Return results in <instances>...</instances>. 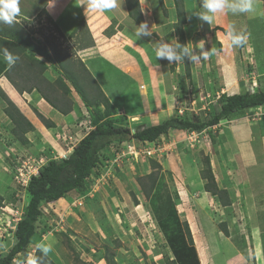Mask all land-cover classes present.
<instances>
[{
    "label": "rangeland",
    "instance_id": "rangeland-1",
    "mask_svg": "<svg viewBox=\"0 0 264 264\" xmlns=\"http://www.w3.org/2000/svg\"><path fill=\"white\" fill-rule=\"evenodd\" d=\"M181 1L184 15L189 9L200 10V0ZM71 2L59 0L51 9L38 11L29 19H16L15 23L22 28L18 27L20 36L48 53L49 59L32 56L45 65L43 71L37 70L49 86L57 88V79L64 80L62 64L72 66L74 72L82 73L85 69L116 108L117 115L129 112L122 125L130 129L158 124L171 116L207 120L217 112L222 93L264 91V0H254L255 11L251 14L218 15L211 24L198 18L186 23L184 17V24L178 26L184 44L204 41V49H215L216 54L196 64L188 59L173 64L158 59L163 69L160 87L165 90L168 103L164 101L163 112L147 118L140 116L143 111L139 98H143V90L138 92L132 79L101 56L105 41L124 28L125 23L115 19V9L106 12L110 15L107 18L106 14L91 13L79 6L80 0L75 1L80 8L76 13L74 1ZM123 3L127 11L125 0ZM138 3L142 15L140 0ZM148 3L152 10L154 7V11L163 12L164 21L170 24L171 40L180 43L174 30L178 23L176 1ZM127 20L136 26L129 17ZM229 24L246 34L244 46H228L225 37ZM31 54L27 51L24 56L20 52L19 60L28 62L26 57ZM5 84L12 87L10 95L2 88ZM13 89L18 94L16 98ZM4 97L31 124L30 131L19 133L25 140L23 144L11 132L14 124L4 113ZM67 97L72 101L71 112L59 120L55 117L60 116L59 112L53 107L54 117L45 112L43 102V108L37 107L39 96L19 93L6 77L0 79V196L4 198L0 208V255L14 244L15 225L28 202L26 187L18 182L19 173H25L28 183L46 161L66 156L67 150L92 128L90 111L75 91L71 90ZM39 117L49 120L53 127L46 128ZM206 156L216 185L226 190L228 207H221L216 196L204 193L206 180L202 173ZM252 161L254 168L262 172L258 179L264 182V106L236 113L203 132L170 131L151 144L132 140L120 145L118 151L111 147L87 180L84 191L71 192L64 199L41 207L28 254L17 256L12 264H26L30 255L41 256L35 244L45 238L54 240L53 251L47 256L49 264H166V259H174L176 249L189 245L184 226L189 229L192 246L201 244L198 248L205 264L212 263L211 254L204 257L202 252H210L212 247L217 251L218 244L222 246L218 238L239 248L244 256H248V250L241 247L253 249V254H249L251 260H241V264H264V188L249 181L251 176L247 174L252 169L248 165ZM149 174L156 180L154 190L146 196L139 181L147 185ZM248 186L259 194L250 196ZM175 225L181 235L171 248L169 237ZM225 229L226 235L222 232ZM197 252L195 249L196 258L192 259L200 264ZM258 255L261 263L257 262ZM221 260L220 256L214 258L216 263Z\"/></svg>",
    "mask_w": 264,
    "mask_h": 264
},
{
    "label": "trees",
    "instance_id": "trees-1",
    "mask_svg": "<svg viewBox=\"0 0 264 264\" xmlns=\"http://www.w3.org/2000/svg\"><path fill=\"white\" fill-rule=\"evenodd\" d=\"M175 1L178 23L175 25L174 30L180 40V44L185 45L183 33L179 29L180 25L184 24L182 1ZM125 3L128 17L136 26H139L143 22V19L138 0H125ZM16 35V43L14 44L18 47L16 55L20 57L19 53L21 52L22 55L27 56V51L32 52L30 57H26L29 58L28 62L18 60L4 72V76L14 86L17 92L36 94L37 97L39 96L40 99L46 101V103L59 113L67 115L71 112L72 108V101L67 96L73 90L83 102L86 110L90 111L92 128L74 145L71 153L66 158L49 159L40 167L37 175L29 179L25 188L28 195V202L13 232L15 242L7 253L0 255V264H12L17 256H26L28 254V246L36 232V223H38L41 217V207L45 204L64 199L71 192L84 191L87 180L95 173L100 163L103 162L109 148L114 147L118 151L120 145L132 140L151 144L170 131L203 132L207 128L216 127L221 121L230 118V116L236 113L264 106V91H245L230 95L222 93L217 102L218 110L210 119L193 121L178 116H171L158 124L143 128L138 127L136 130L130 129L122 125L123 122L127 121V117L130 116L128 114L129 112L126 111L122 115H117L116 108L106 98L93 77L85 69L82 70V73L74 72L72 66L71 68L67 64H62L61 72L64 75V80L62 77L57 79L55 84L57 88L54 85L49 86L37 70L40 69V71H43L45 65L32 56L36 54L49 59L48 53L39 46L30 43L28 40H24L18 32H16ZM55 54L56 60L61 64L58 53ZM184 62H187V58L184 59ZM37 76H39V79ZM36 78L41 83L36 82ZM43 83L47 85L45 86ZM4 100L6 101L4 113L10 122L14 124L11 132L23 144L25 140L23 137H20L21 135L19 133L23 135L30 131L32 129L31 124L10 100L6 99V97H4ZM39 118L46 128L53 127V124L49 120L43 117ZM204 164L205 169L203 170L204 173H202V179L206 180L203 188L204 191L216 196L221 207H228L230 204L225 193L226 190L219 189L216 185L208 156L205 157ZM146 178H149V183L146 185L139 181V185L144 191V194L149 196L151 191L154 190L156 178L152 174L146 175ZM3 203L4 198L0 196V208H3ZM178 229V225H175L171 231L173 233L172 236L171 232L169 233L171 236L169 237L171 248H173L177 238L181 235ZM184 230L187 234L189 245L185 248L184 245L183 248L177 247L178 249L175 250L174 259H166V264H198L192 259V257L196 258V255L194 254L189 229L187 226H184ZM222 232L225 235L227 234L226 229L222 230ZM42 258L41 264H49L50 260L47 257Z\"/></svg>",
    "mask_w": 264,
    "mask_h": 264
},
{
    "label": "crops",
    "instance_id": "crops-1",
    "mask_svg": "<svg viewBox=\"0 0 264 264\" xmlns=\"http://www.w3.org/2000/svg\"><path fill=\"white\" fill-rule=\"evenodd\" d=\"M33 1H36V2L32 3ZM71 1H72L71 3H73L74 1L73 6H75V12L78 13V11L80 10L78 6V2H75L76 0H71ZM57 3H59V0H49V2L47 0H20L21 13L17 17V19L19 18L29 19V17H32L33 15H35V13L37 15L38 11L42 12V10L45 11V9L49 10L52 8L53 4H57ZM164 3L166 5V2ZM140 6L142 9L143 21L147 22L149 27H151V30L153 33L152 36L151 37H141L140 39H136L134 35L136 27L134 25L132 26L131 23L128 22L127 20L128 14L126 11V7L123 3V0H120V6L115 9V12H114L115 16L114 15L113 16L118 21L122 20V22H124L126 26H124V28L120 30H116V32H114L112 36L108 38V40L104 39L107 41H105L106 42L105 50L102 52L101 56L104 57V59L107 57L106 58L108 60L107 62L115 66L116 67L115 70L119 68L121 72L125 74V76L127 75L128 78L132 79L134 83L136 84V87L138 88V92H139V89H141V91L143 90V93H144L143 98L140 99L138 97L141 103L140 108L143 111V113L140 116H142L143 118H147L152 113L156 112L155 116H157L158 114L157 112H163L161 110L163 109L164 101L166 102V104L168 103L167 97H165L163 93V91L165 92V90L162 87H160L162 83V78H161L162 73L160 72V70H163V69H162V66L159 67L160 62L158 61V59H155L154 49L156 47L157 42L164 41V39L167 40V38L168 40H171V37L169 35V29L171 28L169 27L170 24L164 21L163 12L158 11V10L154 11V7L152 10L148 3V0H140ZM184 9L186 11L188 10L186 3H184ZM189 10L184 15L186 19V23H190L189 20H194L196 22L197 17L192 15V12H189ZM176 12H177V9H176ZM103 14H106V13H103ZM169 14L170 13L168 12V15ZM105 17L110 18V15L106 14ZM173 24H175V22ZM117 25L118 23H116V26ZM18 27L20 29V26L17 25L16 23H14L11 26L0 23V49L6 48L13 54L14 52H16L15 45H14L16 43V36H17L16 32H18V34H21V31L19 33ZM20 30H22V28ZM86 52H91V51L86 50ZM8 68L10 67L4 62L2 54H0V79L5 77L4 72ZM109 68L111 67L109 66ZM2 88L3 90H6L8 94L10 95L9 91L10 89H12V87L10 86L8 87V85L5 84L3 85ZM13 91L15 92L14 89ZM14 95H15V98L18 96V94L16 95V92L14 93ZM10 99L13 100L12 98ZM42 102L43 104H45L43 105L46 108L45 112L49 113L51 116L54 117V113H53L54 109L50 107L49 105H47L46 103H44L43 99H41L37 103V107L40 106L41 108H43ZM139 114L140 113H137V115ZM59 115L60 116H55L56 119H59V120L60 118L64 119V116H66L60 113ZM131 118L136 119V116L135 117L132 116ZM167 118L164 117L163 120ZM148 126H151V125H148ZM254 165H256L254 161H252V163L250 162L248 165V167L251 166V169H252V172L250 174H247L249 177L251 176L249 181L256 183L257 185L256 187L258 188L259 187L264 188V182H261L258 179V177L260 178V176H262V172L257 167L254 168ZM248 190H249L250 196L253 195V197L257 193L259 194L260 192L258 191L256 193V191L252 189L250 186H248ZM204 193L206 192L204 191ZM206 229H208V227ZM206 229H202V232H205L204 230ZM207 233H210V229ZM226 239L227 238H225V240ZM222 241L223 240H220L218 238V243L222 244V246L218 244L217 251L216 249L212 247L210 248V252H207V253L202 252L204 257H206V255L211 254L209 256L210 261H212L211 264H241V260L243 261H246L247 259L251 260V256H249V254L250 255L253 254L252 252L253 249L251 248L245 249L241 247V250H245V251L248 250L247 251L248 256H244L239 250V248L236 249L235 247H231V244H227V243L224 244V242ZM199 245H200L199 248H201L202 246L199 242L197 243V245L195 243V246H194L195 249L198 250L197 260L199 261L200 264H205L206 262L203 261L204 258L202 259L201 257L202 255H200V252H199V248H198ZM201 250H204V249H201ZM215 256L221 257L222 260L220 263H216L214 261ZM257 257H258L257 262L261 263L262 258L260 257V255H258Z\"/></svg>",
    "mask_w": 264,
    "mask_h": 264
},
{
    "label": "clouds",
    "instance_id": "clouds-1",
    "mask_svg": "<svg viewBox=\"0 0 264 264\" xmlns=\"http://www.w3.org/2000/svg\"><path fill=\"white\" fill-rule=\"evenodd\" d=\"M79 6H83L91 13H106L119 7L120 0H80ZM199 7L201 10L192 11V15L206 24H211L218 15L251 14L255 11L254 0H200ZM20 13V0H0V23L11 26L16 22ZM152 34L151 27L147 22H142L139 26H136L134 33L136 39L151 37ZM225 38L229 47H242L247 41L246 34L237 31L235 26L231 24L228 25ZM204 43V41H200L181 45L174 39L167 42L159 41L154 49L155 59H166L170 64H173L183 63L184 59L187 58L191 64H196L216 54L217 50L215 49L205 50ZM0 54H2L4 62L9 67L19 60V56L14 55L6 48L0 49ZM73 147L69 148L67 150L68 154L62 156L61 159L66 158ZM53 244L54 240H48L47 238L37 242L35 249L41 253V256L30 255L26 260V264H41V258L47 257L53 251ZM18 264H24V262L21 261Z\"/></svg>",
    "mask_w": 264,
    "mask_h": 264
},
{
    "label": "built area",
    "instance_id": "built-area-1",
    "mask_svg": "<svg viewBox=\"0 0 264 264\" xmlns=\"http://www.w3.org/2000/svg\"><path fill=\"white\" fill-rule=\"evenodd\" d=\"M148 154H151L150 152H148V151H146ZM135 153V152H134ZM137 153H139V152H137ZM136 154V153H135ZM25 173H23V172H21V173H19V177H17L18 178V182H19V180H20V182H22V186H27V181H25V175H24ZM35 175H37V173H34V176ZM22 178H24V180L22 181ZM16 179V178H15Z\"/></svg>",
    "mask_w": 264,
    "mask_h": 264
}]
</instances>
